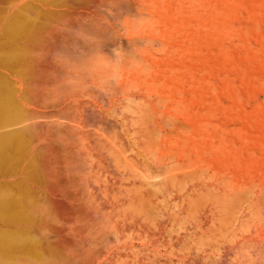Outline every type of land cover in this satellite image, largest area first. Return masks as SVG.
<instances>
[{
	"label": "rangeland",
	"instance_id": "374dc122",
	"mask_svg": "<svg viewBox=\"0 0 264 264\" xmlns=\"http://www.w3.org/2000/svg\"><path fill=\"white\" fill-rule=\"evenodd\" d=\"M61 8L28 84L36 264H264V0Z\"/></svg>",
	"mask_w": 264,
	"mask_h": 264
},
{
	"label": "bare ground",
	"instance_id": "6f19581e",
	"mask_svg": "<svg viewBox=\"0 0 264 264\" xmlns=\"http://www.w3.org/2000/svg\"><path fill=\"white\" fill-rule=\"evenodd\" d=\"M90 1L103 0H78ZM67 2L0 1V264L43 263L57 250L37 232L44 217L31 182L41 153L33 147L28 84L35 73L34 51Z\"/></svg>",
	"mask_w": 264,
	"mask_h": 264
}]
</instances>
